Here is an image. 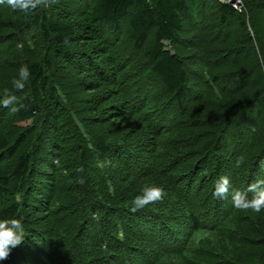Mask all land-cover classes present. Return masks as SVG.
I'll list each match as a JSON object with an SVG mask.
<instances>
[{
    "label": "trees",
    "instance_id": "trees-1",
    "mask_svg": "<svg viewBox=\"0 0 264 264\" xmlns=\"http://www.w3.org/2000/svg\"><path fill=\"white\" fill-rule=\"evenodd\" d=\"M242 1L0 3V99L30 69L19 110L0 104V218L26 232L0 264H264V209L232 201L264 180V0Z\"/></svg>",
    "mask_w": 264,
    "mask_h": 264
},
{
    "label": "clouds",
    "instance_id": "clouds-1",
    "mask_svg": "<svg viewBox=\"0 0 264 264\" xmlns=\"http://www.w3.org/2000/svg\"><path fill=\"white\" fill-rule=\"evenodd\" d=\"M7 3L11 9L29 13L37 7H50L54 0H0V3ZM30 78V69L27 66H21L18 70V76L12 80L15 91L6 90L0 104L3 107H12L13 111H18L19 97L16 93L23 92ZM240 162L237 161V167ZM83 171V168L80 169ZM84 183L83 178L79 181ZM232 184L227 176H221L215 182L213 195L217 199L227 198ZM249 193L252 195L249 196ZM165 190L161 186H145L142 194L137 195L132 202V211L142 210L149 204L163 199ZM233 206L241 210H252L260 213L264 209V180H257L248 185L245 190H232ZM26 232L23 225V218H0V261L6 260L11 254L12 249L20 246L25 240Z\"/></svg>",
    "mask_w": 264,
    "mask_h": 264
},
{
    "label": "rangeland",
    "instance_id": "rangeland-1",
    "mask_svg": "<svg viewBox=\"0 0 264 264\" xmlns=\"http://www.w3.org/2000/svg\"><path fill=\"white\" fill-rule=\"evenodd\" d=\"M219 1H222V2H224L223 0H219ZM243 1L242 0H240V5H236V6H238V8H242L243 7ZM206 16L204 17V18H202V20H201V22L199 23V18L197 17V20L196 19H194L195 21H197L196 22V24H197V29H198V31L200 32V34L201 35H205V36H207V37H210V36H212V34H216V31H217V28H215V25L216 26H218V27H220V25L218 24L217 25V23H218V19H217V15L215 14V12L213 11V10H211V8L209 7V8H207L206 9ZM213 12V13H212ZM210 13V14H209ZM214 26V27H213ZM249 30L251 31V32H253V29H252V26L250 25L249 26ZM227 31H229L228 33H227V37H225V41L224 42H227V45L229 46V45H239V34L243 31V30H241V29H239V28H237V26H234L231 30H227L226 28H225V30H224V32L226 33ZM223 37V36H222ZM222 37L220 38V39H222ZM229 37H231V39L230 40H228L229 39ZM216 41V40H215ZM214 41V42H215ZM224 44V43H223ZM216 45V44H215ZM217 46V45H216ZM182 48V47H181ZM182 49H184L185 50V52L186 53H190L191 52V47L190 46H184V48H182ZM183 51V50H182ZM138 64H139V62H137L136 63V67L134 68V69H138ZM218 67V64L217 63H215V64H213V67H212V69H215V71H219L218 69L219 68H217ZM217 68V69H216ZM3 71V69H1L0 70V72H2ZM2 79V77L0 76V80ZM229 103L230 102H227V103H225V105H229ZM236 103V102H235ZM209 108H212V109H215V107L214 106H211V107H209ZM31 122V120H26V121H17L16 122V124L17 125H19V126H21V125H27V124H29ZM261 123V122H260ZM254 247L253 248H249L248 249V251H249V253L248 254H254V253H257V251H259L261 248H259L258 246H255V244L253 245ZM264 256V255H263Z\"/></svg>",
    "mask_w": 264,
    "mask_h": 264
},
{
    "label": "built area",
    "instance_id": "built-area-1",
    "mask_svg": "<svg viewBox=\"0 0 264 264\" xmlns=\"http://www.w3.org/2000/svg\"><path fill=\"white\" fill-rule=\"evenodd\" d=\"M224 2H232L233 3V5H240V0H223ZM236 7H238V6H236Z\"/></svg>",
    "mask_w": 264,
    "mask_h": 264
}]
</instances>
